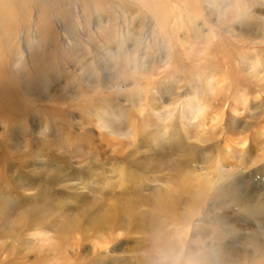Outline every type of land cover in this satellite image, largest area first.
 <instances>
[{
	"label": "rangeland",
	"instance_id": "rangeland-1",
	"mask_svg": "<svg viewBox=\"0 0 264 264\" xmlns=\"http://www.w3.org/2000/svg\"><path fill=\"white\" fill-rule=\"evenodd\" d=\"M67 4L109 38H74L70 52L45 39L32 53L49 78L26 67L20 80L11 48L37 38L33 24L59 33ZM26 6L39 21H0V73L14 85L0 103V264H264V0ZM190 147L185 204L171 212L160 196ZM218 170L221 185L199 193ZM21 216L34 225L16 231Z\"/></svg>",
	"mask_w": 264,
	"mask_h": 264
},
{
	"label": "bare ground",
	"instance_id": "bare-ground-1",
	"mask_svg": "<svg viewBox=\"0 0 264 264\" xmlns=\"http://www.w3.org/2000/svg\"><path fill=\"white\" fill-rule=\"evenodd\" d=\"M59 1L61 2V6H62V4L64 5V2L65 3L67 2V0L66 1L65 0L64 1L59 0ZM68 7H69V4L66 5V8L63 10L62 13H59L58 14V17L55 20V22L57 23V30L60 29L59 30L60 31L59 33L60 34L58 32L57 33H54V29H53V27L51 25H47L45 27H42L41 30H40V32H37V29H36L37 28V24H33V26H35L34 30L38 34L37 38L36 39H32L30 41H26V42L21 41L20 39H17V47H18L19 51H16L15 48H14V46L12 45L13 47L11 48V51L8 54L9 59L7 61V65L9 64L11 66L10 69H11V71H13L15 73V75H17V78L19 77V79L22 80V76H26V74H27L26 73L24 75V72H28V69L31 71V74L33 72V75H35V77L38 79V82L40 81L42 83V82H44V80H46V78H49L48 76L45 75V72L48 71V70H50V69H52V68H48L47 65H46V67L42 71H40V65H42V63H41L42 62V59L36 58L33 55V53H32L33 50L40 51L39 50V47L42 46L41 41H44L45 39L48 42H50V43H52L54 45H55V43L57 44L59 41H62V43H59V44L63 45L64 48H67L66 50L68 51L69 48H70L69 45L72 44V43L70 44V41H72L74 38H77L78 40H80L81 37H85V38H89L90 41L91 40H99L98 42H100V40L103 41L104 39L107 40L109 38L108 35L107 34L105 35V33L103 32L104 31V27L102 26V24H99V25H96L95 24L94 25L92 23L90 24V22H84V21H82V18L83 17L85 19L86 14L84 13V11L81 8H79V6L76 5V6H72V7H69V8ZM70 9H73L74 12L71 13L70 12ZM44 10H46V9H44ZM110 10L112 11V14H111V16L109 18V21L107 23V27H108V29L109 28L113 29V28L116 27V23H115L116 18L113 15L114 9L113 8H110ZM39 12L41 14L46 15V16H50L47 12H43L41 9H39ZM67 12L70 13V16H68L67 19L70 20V22L72 24L70 29L66 28L67 26L63 28L62 25H61V22H63L65 25L67 24L66 23V19L64 18V17H66V13ZM28 13H31L32 15H35L37 12H35L34 10L31 11L30 9H28V11H27L26 0H0V21L1 20H5V21L9 22L10 24H13L14 21H16L15 20V17H17L18 20L20 21L23 17H25L26 15H28ZM34 18H35V20L39 21V17L37 16V14L34 16ZM77 25H79V27H83V31L87 30L89 32H86L84 34L83 33H80L79 30H78V28H77ZM14 34L15 33H14V30H13L12 36H14ZM39 34L42 35V36H45L47 38H39V36H40ZM100 34H104L105 35L104 38ZM10 35H11V32H10ZM59 37L61 39H59ZM101 37H102V39H101ZM14 38H16V37H14ZM90 41H88V42L89 43H92ZM8 45H9V47H11L10 44H8ZM46 48H47V46H46ZM70 50H69V52H70ZM49 51L50 50H48V53H49ZM61 51H62V49H61ZM62 54H64V52ZM68 57H69V55H68ZM62 62L67 63L68 62V59H64ZM27 75H29V74H27ZM13 86L14 85L12 83V80L7 75V72H6V74L3 73V72L0 73V103L2 105V106L1 105L0 106L2 107V109H3L4 105L7 104L6 102L4 103L3 100L8 96V94L10 95L11 93H13V91H12V87ZM7 108H8V110H6V111H8V113H10L12 111L11 106L8 105ZM0 116H2V112L1 111H0ZM130 126H132V122H130ZM176 143H179L180 144L179 145L180 147H177V148H181L182 147V144L180 142H176ZM159 145L160 144H158V146ZM173 149L171 148V150H173ZM168 152H170V151H168ZM195 152H196V149L190 147L189 152H187V157L185 156L186 159L181 160L179 165L174 166L175 168H178L176 170H179V173L178 174H179L180 177H178V182H175L174 185H173V187H169L168 186L167 187V190H166V191L169 190L168 193H165L163 191L164 194H162L160 196V198L163 200V202H165V204H169L170 205V208L172 209L171 212H173V210L175 209V207H176L177 204L179 205L181 203H184V202H182V199L183 198H181V197L183 195L182 194V191H183V189L185 187V184L187 183L186 182L187 181V177H184L183 176L184 175V172L181 173V171L183 169V166H186V165H189V164H192L193 163V159H194L193 156H194ZM134 167H136V166L134 165ZM216 177H217L216 180H212V182H214V183H212L208 179H201L200 184H201L202 187L199 188L200 189L199 190V193L202 192L201 194H203V193L205 194L207 191H209V189H211V185L212 186H214V185L216 186L217 184L218 185H221V181L225 178L224 173L219 172V170H218ZM131 181H132V179H131ZM231 185L232 184L228 183L227 186L219 187L217 189V191H223V189L226 190L225 188L230 187ZM170 195L173 196L175 200L173 199V197L171 198ZM197 197H198L197 195H193V196L191 195L190 197H188L189 198V202L190 201H193L194 202V200L197 199ZM143 203L145 204L147 202L145 201ZM173 205H174V208H173ZM170 208L169 209L167 208L168 211L170 210ZM162 210H161V212L160 211L159 212L162 213L163 212ZM177 210H178V207H177ZM165 213H166V211H165ZM30 218H29V216L27 218L21 216L17 221H15L13 223V225L16 226L15 227L16 228V231H18L20 229H24L27 225H29V226L31 224L34 225L33 222L35 221L34 220L35 218H32V217H30ZM158 220H159L160 223L163 221L162 218L161 219L159 218ZM15 228H13V229L15 230ZM185 234H186V232H185ZM222 236H224V235H221V237ZM14 238H15V236H14ZM179 240H181L180 237H179ZM59 246H60V244H59ZM60 247H63V246H60ZM61 254H65V253L62 252ZM61 254L59 256H62Z\"/></svg>",
	"mask_w": 264,
	"mask_h": 264
}]
</instances>
